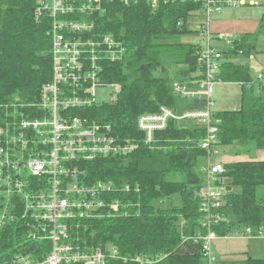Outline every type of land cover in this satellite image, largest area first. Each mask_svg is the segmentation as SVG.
<instances>
[{
    "label": "trees",
    "instance_id": "16d2710c",
    "mask_svg": "<svg viewBox=\"0 0 264 264\" xmlns=\"http://www.w3.org/2000/svg\"><path fill=\"white\" fill-rule=\"evenodd\" d=\"M43 1L0 0V127L28 118V106L39 101L43 86L53 79L52 20L36 16ZM103 4L106 12L97 16L98 31L115 36L127 48L122 61L106 63L104 79L120 84L122 94L113 104L76 109L71 114L110 128L115 135L142 139L137 130L142 115L157 114L164 107L182 113L207 109L205 100H189L174 92L175 82L194 87L188 83L205 71L197 45L180 41L181 36L199 32L190 22L200 5L177 1L161 3L154 10L147 0L133 6L119 0ZM261 35L264 15L255 34L232 38V46L224 51L217 80L240 84L242 94L238 109L215 112L221 121L220 151L234 146L264 151V82H256L250 64L240 62L256 52ZM205 137V128L193 121H172L166 131L157 132L154 150L142 144L129 155L80 163L85 172L81 181L110 185L116 192L108 199L130 206L116 217L81 221L72 232L74 243L81 248L112 245L128 259L108 264H141L134 261L136 257L149 264H208L199 239L208 233L199 197L205 183L200 171L201 160L207 157L201 148ZM225 168L220 179L228 181L230 190L224 206L213 210L221 221L212 231L219 238H246L248 229L250 239L263 236L264 160L227 162ZM127 186L132 187L131 194L123 191ZM24 230L11 224L3 232L0 263L19 252L35 255L44 250L28 241ZM221 263L264 264V259Z\"/></svg>",
    "mask_w": 264,
    "mask_h": 264
},
{
    "label": "built area",
    "instance_id": "2783aa9c",
    "mask_svg": "<svg viewBox=\"0 0 264 264\" xmlns=\"http://www.w3.org/2000/svg\"><path fill=\"white\" fill-rule=\"evenodd\" d=\"M104 1L45 0L36 10L38 18L47 15L52 20L53 79L43 86L39 101L28 106V118L0 127V237L11 224L24 227L27 240L39 244L38 250L39 246L44 250L35 255L19 252L0 264L128 261L112 245L81 248L74 243L72 232L81 221L116 217L130 206L121 200L108 199L110 193L116 192L110 185H87L81 181L85 172L80 170V163L129 155L142 144L154 150L157 132L166 131L172 121H193L206 130L201 142V148L207 152L206 164L200 168L205 183L199 197L208 233L199 239L203 241L208 264H215L218 260L212 252V242L218 236L212 228L221 217L213 210L224 206L228 187L220 179L226 173L225 164L211 161L220 154L221 123L213 111L216 79L213 73L219 70L224 51L232 46L233 39L215 34L213 18L225 9L264 8V0H147L154 10L161 3L177 1L200 5L196 14L202 19L198 24L202 39L196 45L205 71L188 83L194 87L175 83L174 92L189 100H205L207 109L182 113L164 107L157 114L142 115L137 121L142 139L115 135L110 128L71 114L76 109L99 105L96 94L105 87L113 88L114 93L109 102L100 105L113 104L122 94L120 84H109L104 79L106 63L122 61L127 52L124 43L115 36L98 31L97 16L106 12ZM119 1L133 6L141 0ZM123 191L131 194L132 187ZM251 233L246 230L244 237H251ZM134 261L149 264L141 257Z\"/></svg>",
    "mask_w": 264,
    "mask_h": 264
},
{
    "label": "rangeland",
    "instance_id": "374dc122",
    "mask_svg": "<svg viewBox=\"0 0 264 264\" xmlns=\"http://www.w3.org/2000/svg\"><path fill=\"white\" fill-rule=\"evenodd\" d=\"M250 8V10H258L259 16L261 14L264 15V8L263 7H245ZM262 8V9H259ZM202 21L199 17H194L191 22V28L193 30H199L200 26L198 24ZM234 38V37H231ZM258 42H257V49L256 52L252 55V57L248 60H241V63H248L251 67V74L253 79L256 82H264L263 75H264V35L258 36ZM202 37L200 36V33H195L192 35L187 36H181L180 41L183 43H191V44H197ZM122 42V41H121ZM213 75L215 76V86H214V94H213V111H223V110H236L240 107V100H241V85L240 84H226L222 83L219 80H217L218 71L214 72ZM179 83V82H175ZM174 83V84H175ZM114 93V89L111 87H105L101 90H98L96 94V100L97 104H102L105 102H109L112 98V95ZM264 151L258 150L256 148H253L251 146L248 147H240V146H234L228 149H221L220 154L217 156H213L211 161L213 163H226V162H235V161H245V160H263V154ZM201 167L206 164V160H201ZM226 186H228V181H223ZM227 196V195H226ZM176 199H174L175 201ZM170 204V203H169ZM166 205V203H164ZM229 239L237 240L235 250L237 252V255L235 258L244 259L247 257H252L255 259H264V235L263 236H257L255 238L251 239H240L239 237H236L235 235L229 236ZM226 238V237H221ZM218 239H220L218 237ZM212 242V252L217 258L218 262L217 264H222L221 262L227 260L222 259L220 260L218 256V251L216 248L217 240ZM249 245L248 250H250L249 254H244L245 252H242L245 250V248ZM244 254V255H243Z\"/></svg>",
    "mask_w": 264,
    "mask_h": 264
},
{
    "label": "crops",
    "instance_id": "0c3cea01",
    "mask_svg": "<svg viewBox=\"0 0 264 264\" xmlns=\"http://www.w3.org/2000/svg\"><path fill=\"white\" fill-rule=\"evenodd\" d=\"M259 13L260 12L258 10H250V8H246V10L245 8L225 9L220 14L215 15L213 18V29L215 31V34L222 37L227 36L235 38L244 34H255L260 28L261 19L263 17V14L259 16ZM262 156L264 160V152ZM229 238L230 237H226L225 239L220 238L217 240L218 242L216 244V248L220 260L227 259L223 262H230L240 259L235 258L237 255V253H235L237 252L235 250V248H237V240H232ZM248 248L249 245H247L245 250L242 252H245L244 254H249L250 250H248Z\"/></svg>",
    "mask_w": 264,
    "mask_h": 264
},
{
    "label": "water",
    "instance_id": "95a60500",
    "mask_svg": "<svg viewBox=\"0 0 264 264\" xmlns=\"http://www.w3.org/2000/svg\"><path fill=\"white\" fill-rule=\"evenodd\" d=\"M228 190H230V188H228Z\"/></svg>",
    "mask_w": 264,
    "mask_h": 264
}]
</instances>
